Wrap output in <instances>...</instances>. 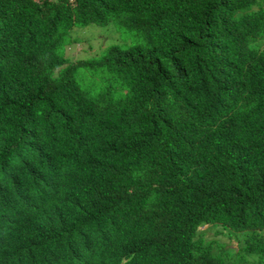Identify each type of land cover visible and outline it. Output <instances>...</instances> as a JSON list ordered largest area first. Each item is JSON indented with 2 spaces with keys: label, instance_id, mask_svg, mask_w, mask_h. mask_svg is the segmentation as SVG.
Wrapping results in <instances>:
<instances>
[{
  "label": "trees",
  "instance_id": "trees-1",
  "mask_svg": "<svg viewBox=\"0 0 264 264\" xmlns=\"http://www.w3.org/2000/svg\"><path fill=\"white\" fill-rule=\"evenodd\" d=\"M263 4L0 0V264H264Z\"/></svg>",
  "mask_w": 264,
  "mask_h": 264
},
{
  "label": "rangeland",
  "instance_id": "rangeland-1",
  "mask_svg": "<svg viewBox=\"0 0 264 264\" xmlns=\"http://www.w3.org/2000/svg\"><path fill=\"white\" fill-rule=\"evenodd\" d=\"M258 2H262L264 0H257ZM85 31L79 33L81 37V42L78 44L77 48L72 49L71 51H67V56L71 58V60L79 59L78 53L83 50L87 51V55H95L99 49H103L107 47L108 43H111L113 40L117 38L116 31L114 28L109 25L106 27H100L96 25H89L86 29H75V32ZM92 48L88 50V47ZM206 229V228H204ZM230 232V231H229ZM232 233V232H231ZM264 234V232H263ZM206 237L208 239L214 238L213 230H206ZM220 243H225L226 247H232L233 243L227 240V238L219 236L218 237Z\"/></svg>",
  "mask_w": 264,
  "mask_h": 264
},
{
  "label": "clouds",
  "instance_id": "clouds-1",
  "mask_svg": "<svg viewBox=\"0 0 264 264\" xmlns=\"http://www.w3.org/2000/svg\"><path fill=\"white\" fill-rule=\"evenodd\" d=\"M262 2H264V1H262ZM262 2H259V3H262ZM264 5V4H263ZM254 9H260V8H254ZM81 32H85L84 30L83 31H79V32H75V31H72V33H71V36L74 38H79V41L74 45V46H72L71 48H68V50L67 51H71L72 49H74V48H77V46H78V44L81 42V37H80V35H79V33H81ZM107 46H108V44H107ZM102 49V48H101ZM89 50V49H88ZM87 51H83V50H81L79 53H78V55H79V59H84V58H86V56H87ZM66 55H67V52H66ZM88 56H91V55H88ZM68 57V56H67ZM69 58V57H68ZM70 60H71V58H69ZM79 59H77V60H79ZM72 62H74V61H76V60H71ZM204 228H206V229H204ZM200 231H199V233H200V235L205 239V240H207V241H211V242H213V243H216V242H219V239H218V237L219 236H222V237H225V238H227L229 235H230V233L231 232H229L228 230H224L222 227H220V226H213V225H206V226H203V227H201L200 229H199ZM206 230H213L214 231V238H212V239H208L207 237H206ZM227 232V233H226ZM228 234V235H227ZM235 245L233 244L232 245V247H234ZM234 249H236V246L234 247Z\"/></svg>",
  "mask_w": 264,
  "mask_h": 264
}]
</instances>
